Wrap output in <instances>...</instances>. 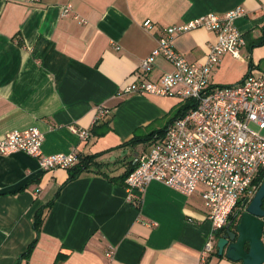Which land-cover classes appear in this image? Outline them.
Returning <instances> with one entry per match:
<instances>
[{"label": "crops", "instance_id": "crops-1", "mask_svg": "<svg viewBox=\"0 0 264 264\" xmlns=\"http://www.w3.org/2000/svg\"><path fill=\"white\" fill-rule=\"evenodd\" d=\"M66 6L71 13L63 16ZM236 7L246 12L235 21L246 45L240 59L225 54L212 71L217 86L238 83L255 66L261 70L264 44L256 43L264 37V0H0V139L35 127L45 155L103 154L95 161L102 165H90L72 181L68 170L44 172L24 153L0 157V264H240L219 257L217 249L204 254L211 225L199 193L185 196L151 182L137 202L127 201L118 178L151 143L114 150L163 128L179 105L121 94L141 79L140 62L163 30ZM213 40L197 28L175 36L172 45L188 62L203 63ZM171 70L158 57L148 79ZM98 107L110 114L96 122ZM70 127L89 130L90 140L80 142ZM41 211L37 243L21 258ZM59 254L65 259L57 262Z\"/></svg>", "mask_w": 264, "mask_h": 264}, {"label": "built area", "instance_id": "built-area-1", "mask_svg": "<svg viewBox=\"0 0 264 264\" xmlns=\"http://www.w3.org/2000/svg\"><path fill=\"white\" fill-rule=\"evenodd\" d=\"M70 13V6L62 9L63 16ZM245 14L243 8L236 7L225 14H207L164 29L157 46L140 62L137 74L141 79L121 91L172 98L181 103L192 101V108L167 127L162 139L136 157L135 168L124 180V189L129 203L137 202L138 194H143L151 182L185 196L199 193L211 225V235L203 249L205 255L215 252L218 234L239 202L251 199L264 180V176L260 182L257 180L264 171V70L250 68L234 85L217 86L211 82V73L225 54L241 58L246 42L235 21ZM151 26L150 20L143 23L145 29ZM197 28L214 36L203 63L188 62L172 45L175 36ZM158 57L168 62L172 70L151 81L148 76ZM109 114L106 107H98L95 121ZM70 129L80 142L91 138L89 130ZM42 144L43 135L35 127L12 131L0 139V157L24 153L37 159L44 172L66 170L77 163L76 150L45 155ZM112 254L109 250L107 257Z\"/></svg>", "mask_w": 264, "mask_h": 264}, {"label": "water", "instance_id": "water-1", "mask_svg": "<svg viewBox=\"0 0 264 264\" xmlns=\"http://www.w3.org/2000/svg\"><path fill=\"white\" fill-rule=\"evenodd\" d=\"M264 180L251 199H244L218 238L219 257L240 264H264Z\"/></svg>", "mask_w": 264, "mask_h": 264}, {"label": "trees", "instance_id": "trees-1", "mask_svg": "<svg viewBox=\"0 0 264 264\" xmlns=\"http://www.w3.org/2000/svg\"><path fill=\"white\" fill-rule=\"evenodd\" d=\"M254 44V43H253ZM257 45H263L264 44V37L260 38L258 40V42L256 43ZM249 67H251V63L249 62ZM192 101H186L184 103H181L178 101V106L169 114L168 120H167V124L161 128L160 130H156L153 132H150L148 134L145 135H135L130 141L121 144L120 146H118L117 148H115L114 150H120V149H125L126 147H134L140 144H147V143H154L156 140L162 139V137L164 136L167 127L173 123L175 120L181 118L182 116L185 115V113H187L190 108H192ZM93 132V134H95V129L93 128L91 130ZM109 129L105 128L103 133L99 134V135H103L104 133L108 132ZM91 133V132H90ZM103 154H94L91 156H83V157H79L77 163L75 165H73L72 167L66 169L69 172V177L67 179V181H72L74 179H76L77 177H79V175H81L83 172L88 171L89 166L90 165H96V166H100L103 163H99V162H95L96 159H98L99 157H101ZM137 157V156H136ZM135 158H133L132 160H130L128 163H125L126 166V171L124 172L123 175H121L118 179L124 181L125 178L132 172V170L135 168ZM102 174L107 177L110 180H113L114 178L111 177L110 175H108L105 172H102ZM264 176V171H261L259 176H258V181L260 182L262 180ZM240 203L238 204V206H240ZM138 208L140 207L139 204L136 205ZM237 212V210H236ZM235 212V213H236ZM234 213V214H235ZM41 215H42V211L39 212V214L36 215L34 224H33V228L35 230L36 233V237L34 239V241L29 245V247L27 248V250L21 255V258H29L30 254L32 253L36 243H37V237L38 234L40 232V227H41ZM234 216V215H233ZM233 216H230L229 219H233ZM221 235H218V237H220ZM65 259L64 256H62L61 254H59L56 258V261H63ZM18 264V263H17Z\"/></svg>", "mask_w": 264, "mask_h": 264}, {"label": "rangeland", "instance_id": "rangeland-1", "mask_svg": "<svg viewBox=\"0 0 264 264\" xmlns=\"http://www.w3.org/2000/svg\"><path fill=\"white\" fill-rule=\"evenodd\" d=\"M247 54L244 52V53H242V57H245ZM235 64V68H237L238 66H239V63H234ZM259 69H261V70H264V59H262L261 61H260V64H259Z\"/></svg>", "mask_w": 264, "mask_h": 264}, {"label": "flooded vegetation", "instance_id": "flooded-vegetation-1", "mask_svg": "<svg viewBox=\"0 0 264 264\" xmlns=\"http://www.w3.org/2000/svg\"><path fill=\"white\" fill-rule=\"evenodd\" d=\"M263 204H264V201H263ZM240 205H241V203H240ZM239 207H240V206H238L236 210H238ZM235 212H236V211H235ZM235 212H234V213H235ZM234 213H233V215H234ZM233 215H232V216H233ZM230 221H231V219L228 220V223H229ZM228 223H227V225H228ZM227 225H226V226H227ZM226 226H225V227H226ZM225 227H224V229H223L218 235H222V234L224 233V231H225Z\"/></svg>", "mask_w": 264, "mask_h": 264}]
</instances>
